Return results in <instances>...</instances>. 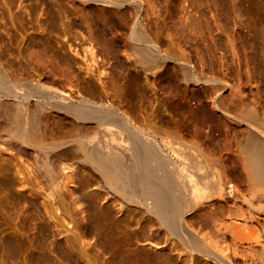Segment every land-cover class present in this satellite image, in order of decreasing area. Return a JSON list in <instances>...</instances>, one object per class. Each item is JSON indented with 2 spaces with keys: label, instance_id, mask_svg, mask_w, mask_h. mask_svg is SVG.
Here are the masks:
<instances>
[{
  "label": "bare ground",
  "instance_id": "6f19581e",
  "mask_svg": "<svg viewBox=\"0 0 264 264\" xmlns=\"http://www.w3.org/2000/svg\"><path fill=\"white\" fill-rule=\"evenodd\" d=\"M260 2L212 0L221 31L226 30V24L219 25L220 19L235 20L237 28L228 40L232 51L238 54L242 51L238 74L245 75L246 84L258 82L260 100L257 98L253 103L246 93L242 94V89L230 92L227 97L223 94L227 83L224 78L219 79L216 69L222 44L200 8L204 0H189L187 6L191 9L181 6L183 14L176 13L173 27L177 30L175 34L187 38H193L199 31L207 35L210 43L204 47L197 45L195 49L201 63L205 64L204 60L209 58L207 65L213 72L209 75L204 70L195 72L186 52L172 48L175 38L165 35L163 42L167 44L162 47L158 30L145 26L141 20L144 0H78L82 10L77 19H70L72 11L64 7L58 11L50 6L45 28L47 32L60 34L69 30L72 23L83 25L90 39L109 52L116 43L109 35L104 7L112 5L118 12L129 3L133 8L131 17L115 15L123 20L127 30L124 49L135 56L133 68L145 74L148 87L139 82L136 72L129 73L128 66L121 61L116 73L104 69L95 73L94 63L86 58L84 66L80 63L77 66L85 69L86 77L92 74L95 78L81 79L72 68L71 48L69 51L65 47L54 48L44 33L38 37L10 38L8 46L24 62L9 61L2 51L7 46L1 45L0 95L14 101L5 104L7 117L0 122V128L30 150L68 215L73 217L76 208L86 212V232L96 238L99 249L109 253L107 261L128 262L127 255L120 254L113 227L107 224L115 207L118 216L128 211L131 216L138 213L147 218V235L153 228H163L167 237L177 238L190 254H202L217 264H247L249 260V264H264V12ZM88 3L97 4L98 9L90 11ZM195 6L197 11L192 12ZM184 8L187 10L183 11ZM253 9L258 12V20L251 25L242 15ZM174 14L171 8L170 15ZM167 61L173 62L169 85L158 89L155 79H148L147 70L158 67L164 72ZM35 66L44 69L41 79L33 77ZM186 82L209 84L203 93L196 89L189 91L188 95L199 101L193 102L196 105L187 104L189 117L171 121L158 105L161 103L164 109L174 105L176 92ZM204 98L213 102L220 118L209 117ZM230 124L234 127L232 134L228 133ZM232 150L239 186L227 185L226 157ZM69 164L80 166L83 175L76 190L66 198L58 176L60 167ZM68 171L61 186L71 183ZM0 184L11 191L14 179L3 177ZM210 199L216 206L209 204L205 208L204 200ZM199 210H206L207 218L195 219ZM193 216L195 221H191ZM128 221L126 217L122 219L124 225ZM210 226L213 236L209 229L202 232V227ZM83 235L73 232L72 238L66 239L79 253L86 254ZM220 242L230 252H224ZM0 249L3 255L12 258L28 249L24 264H58L52 254H59L68 264H79L71 259L63 243L49 240L44 234L31 241L2 227ZM188 261L193 264L191 255ZM163 264H168L165 259Z\"/></svg>",
  "mask_w": 264,
  "mask_h": 264
},
{
  "label": "rangeland",
  "instance_id": "374dc122",
  "mask_svg": "<svg viewBox=\"0 0 264 264\" xmlns=\"http://www.w3.org/2000/svg\"><path fill=\"white\" fill-rule=\"evenodd\" d=\"M188 1L189 0H144L141 20L145 26H152L154 29L158 30L159 37L162 39L161 42L163 43L162 47H165L164 45L167 44V42H163V40L166 41L164 39L165 35H169V38H173V40L175 38V44L172 48L174 50L183 51L184 53L186 52L192 64L195 66V72L200 73V71L204 70L203 72L209 75L213 73L207 65L209 64V58L206 57V60H204L206 61L205 64L201 63L198 60L197 51L195 49L197 45L204 47L208 41L210 43L207 35L204 34L203 31H199L193 35V38H187L175 34L177 30H174L175 28L173 27L177 14L182 12L180 11L181 6L186 7ZM245 2L248 3L247 1ZM260 4L261 10L264 12V0H261ZM78 5V0H0V49L2 44L7 46V49L2 50L5 57L9 61L20 59L15 56L14 52L11 51V47L8 46L11 37L22 39V37H38L40 34L44 33V36L48 37L54 48L60 50L64 47L67 50L71 48L70 51H68L69 55L73 58H71L73 62L72 68L79 74L81 79L88 77L93 81L95 78H93L92 74L86 77L87 73L85 69L82 68V70H80L81 68L77 66V63L84 66V59L86 58L88 62L94 63L92 67L95 73H97L99 69L116 73L119 69L118 63H120V61L128 66L129 73H135L136 69L133 68L132 65V58L135 56H131L132 54H130V51L127 52V49H124L126 46L123 44L124 34L127 32L126 27L123 24V20H120L115 15L116 13L118 15L122 13L124 17H131V15H133V8L129 3L122 5L118 12L112 5L104 7V11L109 19V35L113 37L116 43L109 52L102 49L99 43L90 39L89 31L83 25L72 23V25L69 26V30L60 34L46 31L45 27L50 6L58 11H61L64 7L68 11H72L69 13L70 19H77L79 18L78 14L82 10ZM87 7L90 11H96L98 9V5L95 3H88ZM247 7L249 8L248 5ZM145 8L147 9V14H144ZM171 8L175 11L173 16L170 15ZM186 8L191 9V7L188 6ZM186 8H184L183 11H186ZM200 8H202L203 12L208 16L214 34L221 40L220 43L222 47L218 50L219 63L216 69L219 79L224 78L227 83V87L223 90L224 96L226 95L227 97L230 92L242 89V94L245 95L246 93L248 101L253 103L257 98L260 100L258 96V82L255 80L246 84L245 75L242 73L238 74L237 72L240 69V60L243 56L241 54L242 51H240V54L236 53L237 51H232L228 40L232 38L235 33V28H237L235 20L233 18L220 19L219 21L221 23L218 21L219 25H222V22L226 24V30L221 31L218 24H216L215 9L212 0H204ZM197 9L198 8L195 6L192 8V12H196ZM181 14H183V12ZM242 16L244 20L251 25L258 20V12L254 9L252 11H245ZM167 32L169 33L167 34ZM60 43L62 44L60 45ZM215 58L216 57H214V59ZM20 60L24 62L23 59ZM30 63H32V65L34 64L33 61H30ZM171 63L173 62L167 61L168 66L164 72H160V67V70L158 67L156 68L157 70H155V68L154 70H147L148 79L150 81L155 79L158 89L167 88L169 85L168 74L171 75ZM96 65H98V67ZM218 68L220 69L219 72ZM32 71L33 77L36 79H41L43 77L44 69L41 67L35 66ZM153 71H155V73H151ZM137 74L139 82L146 86L145 74ZM208 84L209 83L206 82H186V84L180 85L181 90L176 92V97L178 98H175L174 105H170L167 109H164L161 103L158 106L161 108L162 112L165 113V117L171 121L182 120L186 116L189 117L190 108L187 104L192 103L191 105H196L193 102L198 101L194 96L188 95L189 91L196 89L203 93ZM146 87H148V85ZM160 99L163 98L160 97ZM204 99H206L204 100L205 110L209 117L211 119L220 118L219 111L212 106L214 105L213 102L210 99ZM13 101L14 100L0 95V122L4 121L7 117L5 104H12ZM30 104H32V101H30ZM210 127L213 129L214 125L211 124ZM219 131H221V127H219ZM233 131V124H230L228 133L231 132L232 134ZM228 135L231 136L230 134ZM203 144L205 143L203 142ZM226 161L228 165L227 185L233 183L235 186H239L240 180L237 177L238 168L236 166L234 150L228 153ZM67 169H69L68 173L71 176V183L64 187L61 186V184L63 185V182L66 181L65 175ZM82 175V168L77 164H69L66 168L60 167L58 180L62 188L61 191L66 198H69L71 196L70 193L76 190L80 182L79 178L82 177ZM8 176L13 177L14 185L11 191H9L0 184V228L5 227L6 232H10L11 234L16 233L31 241L41 234H44L49 240L54 239L63 243L71 259L77 261L79 264H117V262L111 263L107 261L108 258H110L109 253L99 249L95 244L96 238L86 232V225L84 222L87 217L86 212H82L76 208L72 212L73 217L68 215L58 203L57 196L52 190V186L48 185L42 171L36 165L30 150L18 144L14 139L9 138L6 132L0 128V179ZM90 190L92 189H88V191ZM101 197L104 196L102 195ZM204 202L205 208L210 207L209 204L213 207L216 206V204L212 203L213 199L204 200ZM111 206L114 205L111 204ZM197 212L199 215H196V217L193 216L191 221H195L199 216H201L200 218H207L208 213L206 210H199ZM118 215L114 207L113 213L107 218V224L113 227V231L116 235V244L121 250L120 254L127 255V264H163L164 259L168 264H190L188 261V256L190 255L192 256L193 264H217L214 261L205 259L202 254H196L194 252L190 254L189 250H187L177 238L174 236H168V238L166 235L167 232L163 228H153L150 235H147L145 230L147 218H144L138 213L131 216L130 213L126 211L123 214L124 216ZM125 217L129 220L127 225L122 223V219ZM137 219H139V221ZM208 229L210 231L209 233L213 236L214 231L212 226L209 228L202 227V232ZM73 232L85 234L83 236L86 241V254L79 253L77 248H75L76 246H71L67 242V236L71 239ZM219 246L225 250H223L224 252H227L228 249L226 248V244L222 245L220 242ZM27 251L28 249H22L17 257L12 258L3 255L0 249V264H24L23 260L26 257ZM228 251L230 252V250ZM165 255L168 257H165ZM52 257L58 264H68L63 261L59 254H52ZM249 261H247V264H249Z\"/></svg>",
  "mask_w": 264,
  "mask_h": 264
}]
</instances>
